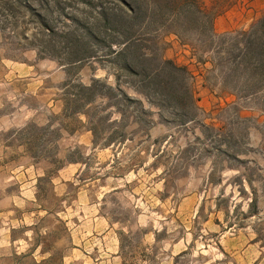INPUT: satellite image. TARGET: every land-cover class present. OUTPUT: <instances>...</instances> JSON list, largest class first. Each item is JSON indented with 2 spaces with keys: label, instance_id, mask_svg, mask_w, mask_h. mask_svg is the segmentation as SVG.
<instances>
[{
  "label": "rangeland",
  "instance_id": "374dc122",
  "mask_svg": "<svg viewBox=\"0 0 264 264\" xmlns=\"http://www.w3.org/2000/svg\"><path fill=\"white\" fill-rule=\"evenodd\" d=\"M263 15L214 41L138 21L118 56V0H0V264H264V88L230 69ZM162 60L191 75L160 68L171 96Z\"/></svg>",
  "mask_w": 264,
  "mask_h": 264
},
{
  "label": "trees",
  "instance_id": "16d2710c",
  "mask_svg": "<svg viewBox=\"0 0 264 264\" xmlns=\"http://www.w3.org/2000/svg\"><path fill=\"white\" fill-rule=\"evenodd\" d=\"M120 4L121 18L120 40L123 44L121 48L115 50L118 56H126L128 52H134L138 46L135 22L143 21V24L153 23L156 19L166 23L169 19H180V32L195 31L207 41L222 39L227 34H218L214 31V18L217 12H212L203 0H118ZM114 22L117 23V19ZM120 18V17H119ZM121 21V20H120ZM119 21V23H120ZM162 22V23H163ZM177 30V26H174ZM235 52H232L234 59L231 69V76L242 81L245 86L253 84L264 88V15L255 20L247 30L236 31L235 33ZM126 59V58H124ZM159 68L153 70L147 80V85L157 86L156 89H167L171 96L173 77L158 79L160 68L164 65L170 66L169 75L177 72L181 74L183 80L190 78V72L186 66H178L171 60H162ZM130 71L134 68L125 66ZM152 74V75H151ZM98 79L92 81L88 86H81V90L88 94L94 93L95 84ZM158 84H155V83ZM119 96L126 100H132L125 92L119 91ZM186 101L192 98L191 92L185 85ZM181 101V100H179Z\"/></svg>",
  "mask_w": 264,
  "mask_h": 264
},
{
  "label": "crops",
  "instance_id": "0c3cea01",
  "mask_svg": "<svg viewBox=\"0 0 264 264\" xmlns=\"http://www.w3.org/2000/svg\"><path fill=\"white\" fill-rule=\"evenodd\" d=\"M264 11V0H246L234 4L224 16H220L214 21V31L225 32L234 27H245L259 13Z\"/></svg>",
  "mask_w": 264,
  "mask_h": 264
}]
</instances>
